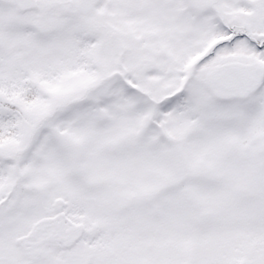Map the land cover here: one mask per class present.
Masks as SVG:
<instances>
[{"label":"snow or ice","instance_id":"1","mask_svg":"<svg viewBox=\"0 0 264 264\" xmlns=\"http://www.w3.org/2000/svg\"><path fill=\"white\" fill-rule=\"evenodd\" d=\"M0 264H264V0H0Z\"/></svg>","mask_w":264,"mask_h":264}]
</instances>
